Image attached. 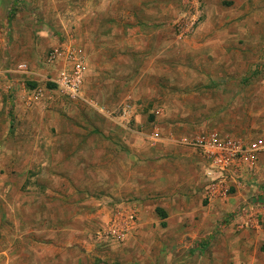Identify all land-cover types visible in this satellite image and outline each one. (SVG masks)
Here are the masks:
<instances>
[{"label": "rangeland", "instance_id": "374dc122", "mask_svg": "<svg viewBox=\"0 0 264 264\" xmlns=\"http://www.w3.org/2000/svg\"><path fill=\"white\" fill-rule=\"evenodd\" d=\"M252 13L264 15V0H0V264H229L228 248L218 246L213 235L197 248L169 247L167 218L159 211L169 215V184L180 183L169 179V160L184 159L185 148L191 153L186 159L198 154L180 138L210 132L236 138L223 127L238 123L244 105L227 102L221 115L204 118L200 112L218 110L212 98L191 99L182 88H172L169 98L168 69L147 70L153 53L163 56L165 45L173 50L198 31L252 28L259 34L258 56L245 80H263V26L242 18ZM115 50L122 57L117 71L103 57L108 51L106 56L114 58ZM197 53L187 58L194 70L203 66ZM160 61L167 63L164 56ZM122 68L125 74L119 73ZM137 74L141 95L132 84ZM63 75L75 82L76 97L56 84ZM123 93L126 102L117 105ZM155 129L161 136L155 149L137 144V132ZM105 158L114 166V178L122 171L118 160L131 162L129 173L133 165L139 167L138 195L114 203L112 193H105L100 184ZM157 161L166 164L149 167ZM199 167L203 177L204 163ZM84 169L92 175L81 174ZM207 191L218 197L217 191ZM133 203L144 213L138 230V213L125 220L121 212L129 205L133 209Z\"/></svg>", "mask_w": 264, "mask_h": 264}, {"label": "crops", "instance_id": "0c3cea01", "mask_svg": "<svg viewBox=\"0 0 264 264\" xmlns=\"http://www.w3.org/2000/svg\"><path fill=\"white\" fill-rule=\"evenodd\" d=\"M242 18L246 19L249 25L254 24L255 21H259L264 29V15L258 18L257 15L254 16L252 13V16H249V18H247V15ZM260 36L261 40H263L262 42H264V32ZM241 40L243 42L239 43ZM258 40L259 34L255 33L252 28L250 30L230 33L198 31L192 36L183 38L182 42L173 45V50H170V44L165 45L168 46V52L163 51V56L167 61L166 65L160 61L163 56L159 52L153 53L147 71L157 73L163 67L168 69L169 75L165 79V88L166 93H169V98L171 97L170 90L172 88H176L177 90L182 88L181 90L189 92V98L195 96V98H201L203 102L206 101L207 97L212 98L211 101L218 105V110L208 112V114H206V111L200 112L199 114H204V118H209L216 113L221 115L224 111L222 113L218 111L223 109L227 102H234L235 104L240 102L244 105V108L239 113L240 119L238 123L235 126L234 124L231 126H229L230 124H224L223 128H230L229 130H232L224 133L227 135L233 134L236 138L240 137L243 140L264 139V79H258L254 82L252 80L248 82L245 80L255 70L254 62L258 55L254 49L259 47L256 43ZM237 46L245 48V52H237L235 50ZM115 52L114 58L109 55L106 56L108 51L104 52L103 57L108 58L109 63L117 71L122 57L118 58L120 51L117 52L115 50ZM196 53L198 54V61L200 60L203 66H198L197 70H194L195 68L192 69L188 65L187 58H189V55L192 56ZM211 57L212 59L209 60ZM178 61L180 63L176 64L170 71V67ZM209 63L213 66H209ZM227 72L231 74L229 78L224 75ZM119 73L125 74V68L119 70ZM108 79L110 80L109 82L114 81L111 77H108ZM120 81L125 84L124 77ZM142 83V75L138 76L137 74L133 78L132 84L133 88H137L138 95H141L139 90H141ZM154 84L158 86V82H154ZM109 88L112 87L109 86ZM107 94L111 95L112 92L107 91ZM121 95L122 97L118 99L117 105H123L126 102L124 93ZM133 95V99L135 100L136 93L134 92ZM183 96L186 95L184 94ZM157 111L161 114L160 109H157ZM227 111L231 113L228 108ZM104 133L106 134V131ZM121 141L123 144L125 143V133L121 137ZM137 144L141 147H146L144 144ZM123 148L125 150V145H123ZM184 151L181 154L184 159L169 160V179H172V181L180 179V183L169 184V215L168 212L165 213L167 218L165 221H167L169 226V228L167 226V229H169V247L175 243H183L186 249L197 248L198 244L203 243L208 235H213L219 244L218 246L221 247L224 244L226 249L228 248L229 252L225 256L228 257L229 264H263L264 210L254 206L250 211L242 215L241 213L243 212L240 210L244 206H250L253 202L264 204V155L258 157L256 164L251 169L244 168L240 171L242 178L239 180L238 186L232 189L228 198L222 199L219 194L218 197L210 198V194L207 191L206 179L204 174L202 177V168L199 167L203 165L202 158L200 159L199 157L200 155L198 156L197 154V157L192 156L193 158L186 159L185 157L191 155V153L186 148ZM108 158L102 159L100 162L102 179L100 184H102L105 193H108V195L109 192L112 193L111 195L115 199L114 203H119V201L125 198L138 195L141 189V180H138L139 176L136 178V169L140 171L139 167L136 168V165H133L134 172L129 173L125 169L131 165V162L118 160L117 169H122V171L118 172L117 177L114 178L113 173L111 174V169L114 166ZM135 163L139 162H134L133 164ZM158 164H166V162H149V167L157 169ZM81 172V174L87 175V177L92 175L91 171L85 169L81 170ZM156 174H158L157 171H155V176ZM156 177L150 176V180ZM114 183L117 184V193L114 192ZM152 184V181H150L147 186L150 193H152ZM204 197H209L210 203L207 204ZM102 198L109 200L106 195L102 196ZM202 201L205 203L202 204ZM132 206L133 209H131L130 205L123 207L121 212L125 220H128L132 213H138L136 215L138 219L140 218V221H138L137 227L135 226L138 230L139 227L141 228L144 213L140 208L139 210L134 209V203ZM256 213L259 215H256ZM105 214L107 215L105 217H110V212H105ZM227 216H231V219H228V223L221 224V219L227 218ZM256 217L260 221L259 225H257ZM74 222L79 223L77 219ZM137 230L135 233H137ZM196 238L198 243L195 241Z\"/></svg>", "mask_w": 264, "mask_h": 264}, {"label": "built area", "instance_id": "2783aa9c", "mask_svg": "<svg viewBox=\"0 0 264 264\" xmlns=\"http://www.w3.org/2000/svg\"><path fill=\"white\" fill-rule=\"evenodd\" d=\"M80 72L78 70L77 74ZM58 87L66 93L76 97L77 87L70 76L61 77L56 81ZM157 115L158 111L155 112ZM137 143L143 144L149 149L156 147L161 136L157 129L150 134L138 133L135 135ZM180 143L196 151L204 163V177L208 188L217 191L216 194L228 198L232 189L238 186L242 178L240 171L244 168H252L260 155H264V139L243 140L231 136H223L217 132H210L205 135L183 136ZM264 210V204L254 203L241 208L244 214L253 207ZM241 214V215H242ZM256 215H259L256 213ZM257 225L260 224L256 217ZM116 225V224H115ZM118 237H121L117 233Z\"/></svg>", "mask_w": 264, "mask_h": 264}, {"label": "trees", "instance_id": "16d2710c", "mask_svg": "<svg viewBox=\"0 0 264 264\" xmlns=\"http://www.w3.org/2000/svg\"><path fill=\"white\" fill-rule=\"evenodd\" d=\"M52 87L54 86L53 84L51 85ZM159 216L161 219H165L166 218V215L164 213V211H159Z\"/></svg>", "mask_w": 264, "mask_h": 264}]
</instances>
